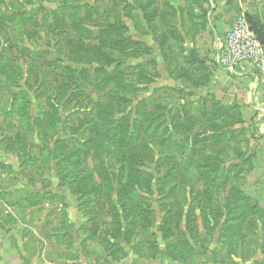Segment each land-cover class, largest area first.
<instances>
[{"label":"rangeland","instance_id":"374dc122","mask_svg":"<svg viewBox=\"0 0 264 264\" xmlns=\"http://www.w3.org/2000/svg\"><path fill=\"white\" fill-rule=\"evenodd\" d=\"M240 2L264 28V0ZM179 12L161 0H0V119L53 133L42 161L144 253L264 264V192L241 190L252 161L218 157L233 136L203 137L213 116L194 89L207 81ZM32 113L48 123L28 124Z\"/></svg>","mask_w":264,"mask_h":264},{"label":"crops","instance_id":"0c3cea01","mask_svg":"<svg viewBox=\"0 0 264 264\" xmlns=\"http://www.w3.org/2000/svg\"><path fill=\"white\" fill-rule=\"evenodd\" d=\"M161 1L182 9L174 17V27L182 36L188 58L194 52L202 64L194 62L204 67L207 83L194 90L209 104L213 117H208V132L203 137L233 136L232 150L221 159H231L233 164L252 161L251 178L240 183L241 190L264 192V118L260 114L264 93L258 87L256 71L247 64L232 75L215 62L227 32L244 13V4L240 0ZM141 37L144 43H155L151 35ZM187 91L194 94L190 86ZM17 110L10 107L8 111ZM43 119L32 113L28 124ZM7 122L0 119V264H181L162 252L155 256L144 253L138 247L140 238L129 242L123 234L117 237L100 211L86 210L78 185L61 180L59 170L45 163L56 142L47 128L50 125L45 130L51 135L39 137L36 126L28 130L27 125L20 128L15 121Z\"/></svg>","mask_w":264,"mask_h":264},{"label":"built area","instance_id":"2783aa9c","mask_svg":"<svg viewBox=\"0 0 264 264\" xmlns=\"http://www.w3.org/2000/svg\"><path fill=\"white\" fill-rule=\"evenodd\" d=\"M215 62L219 68L235 75L239 68L250 64L256 71L258 87L264 93V46L250 30L248 18L240 17L227 32L225 43L219 50ZM260 114L264 118V107Z\"/></svg>","mask_w":264,"mask_h":264},{"label":"water","instance_id":"95a60500","mask_svg":"<svg viewBox=\"0 0 264 264\" xmlns=\"http://www.w3.org/2000/svg\"><path fill=\"white\" fill-rule=\"evenodd\" d=\"M248 22L250 25V30L256 35L258 41L260 42V44L262 46H264V31L259 27L258 23L253 19L252 16L248 17ZM190 58L199 63L202 64V61H200V59H198L195 55L194 52H190L189 54Z\"/></svg>","mask_w":264,"mask_h":264},{"label":"trees","instance_id":"16d2710c","mask_svg":"<svg viewBox=\"0 0 264 264\" xmlns=\"http://www.w3.org/2000/svg\"><path fill=\"white\" fill-rule=\"evenodd\" d=\"M250 15H248L247 17H249ZM254 19V18H253ZM255 20V19H254ZM256 21V20H255ZM257 22V21H256ZM258 23V25H259V27L264 31V28L259 24V22H257ZM119 98V97H118ZM115 106V105H114ZM114 108V107H113ZM116 111V110H114V109H110V111ZM111 111V112H112ZM111 114V113H110ZM117 113L116 112H112V115L113 116H115ZM45 120H46V122L48 123V121H47V119L45 118ZM215 137H218V135L216 136V135H214L213 136V138H215ZM217 139H219V137L217 138ZM218 157L219 158H221V155H218ZM83 202H84V200H83ZM84 204L85 205H87V203H85L84 202ZM109 204H111V207L109 208V210L113 213L115 210L113 209V207L115 208V205H114V202H112V201H110V203ZM116 226H117V224H116ZM121 227V226H120ZM115 235H117V237H120V235H121V233H118V234H115Z\"/></svg>","mask_w":264,"mask_h":264}]
</instances>
